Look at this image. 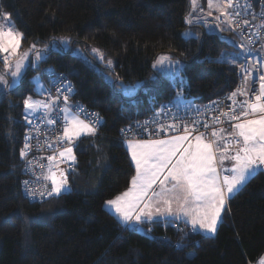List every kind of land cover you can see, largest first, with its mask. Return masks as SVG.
<instances>
[{"label": "trees", "instance_id": "trees-1", "mask_svg": "<svg viewBox=\"0 0 264 264\" xmlns=\"http://www.w3.org/2000/svg\"><path fill=\"white\" fill-rule=\"evenodd\" d=\"M253 4L261 9L264 0ZM0 10L11 13L23 33L22 51L33 43L42 48L53 38H71L63 51H50L38 70L51 67L71 78L76 90L71 101L104 121L95 136L77 141L74 170L67 173L71 190L29 202L20 186V151L22 101L35 95L29 83L34 69L26 70L17 90L0 92V264H249L262 256L264 171L228 201L214 235H184L190 228L169 219L124 227L104 207L128 188L135 172L124 141L117 138L119 129L156 114L176 95L152 62L161 53L181 60L184 98L195 105L216 99L234 90L239 70V61L214 62L222 51L236 52L223 39L227 31L202 22L186 24L190 0H0ZM184 29L198 32L199 39L182 37ZM76 48L82 52L76 54ZM92 48L113 61L111 69L94 61ZM105 73L125 85L154 75L158 79L150 91L140 90L129 100Z\"/></svg>", "mask_w": 264, "mask_h": 264}, {"label": "snow or ice", "instance_id": "snow-or-ice-1", "mask_svg": "<svg viewBox=\"0 0 264 264\" xmlns=\"http://www.w3.org/2000/svg\"><path fill=\"white\" fill-rule=\"evenodd\" d=\"M198 0H190V10L185 17L186 24H192L193 18L202 19L197 13ZM207 15L212 16L211 9L215 8L218 15L216 27L221 32L232 31L234 35L238 29L251 24L250 20L242 19V13L237 8L238 0H207ZM250 7V5H249ZM12 14L0 10V56L3 67L0 68V92L7 93L17 90L26 75L28 68L39 69L40 64L47 59L50 51L61 52L70 46V37L53 38L42 48L36 44L29 45L22 51L23 33L17 30L11 20ZM256 17L253 16V20ZM261 23L253 28V35L264 39V13L260 16ZM186 39H199V33L187 29L181 33ZM226 43L229 41H225ZM234 43V42H233ZM258 43L252 36L247 37L246 44L241 42V51L230 53L222 51L214 62L228 65L239 63L240 85L229 94L232 101L231 108L220 115L226 117L231 124L232 131L225 132L223 128L213 129L211 138L205 133L197 131L200 120H194L191 125H184L182 135L170 136L167 139H147L125 141L131 160L135 165V174L131 177L129 188L106 200L105 206L114 210L118 218L130 228H135L145 222H152L154 217H171L177 221L184 218V223L190 226L189 232L215 234L218 223L222 219V212L229 200L241 192L244 187L261 171H264V74L260 69L264 63L253 62L254 56L261 54L256 51ZM34 55H31L33 54ZM77 53L80 50L77 49ZM94 61L104 63L111 69L113 61L106 59L100 49L92 48ZM87 63V57H84ZM158 74L165 76L176 89V95L167 104H162L155 114H167L169 105L184 108L188 112H201V107L194 103L184 104L185 84L183 71L185 65L179 59H173L168 54L157 56L152 65ZM247 72V76L242 73ZM47 77L48 86L43 77ZM114 89L122 96L132 100L138 91H150V83L158 79L154 75L145 81L125 85L119 77H107ZM29 83L31 91L36 96L47 94L44 99H35L33 95L26 96L23 101L24 119L29 124L39 119V124L51 127L57 123L63 124L62 134L56 138V143H67L64 147L46 159L49 162L45 181H51L50 190L39 192L30 187V181L25 180V192L28 197L59 196L70 191L68 176L60 164L70 161L69 170H74L76 163L74 148L82 136H95L99 126L103 124V117L99 113L88 112L84 106L70 102L75 94V87L63 74H58L54 68H47L37 72ZM258 83V87H257ZM56 95H52V89ZM243 96V100H237ZM62 98V99H61ZM211 101L210 104H217ZM238 114H234L237 113ZM81 116L84 118L82 119ZM220 123V117L213 118ZM176 123L157 124L156 131L167 132L178 130L180 116L176 115ZM39 124L35 130H39ZM139 125V122H137ZM204 128L209 127L204 123ZM130 127L122 128V134L129 132ZM144 131H148L147 127ZM30 133L25 135V144L20 151L21 158H26L31 151L29 143ZM51 148L52 144L48 143ZM226 162L230 166H226ZM32 161H28L26 169L32 170ZM55 167V170L53 168ZM40 177H37L39 179ZM151 232V229L148 230ZM177 246H182V240ZM258 264H264L262 255Z\"/></svg>", "mask_w": 264, "mask_h": 264}, {"label": "built area", "instance_id": "built-area-1", "mask_svg": "<svg viewBox=\"0 0 264 264\" xmlns=\"http://www.w3.org/2000/svg\"><path fill=\"white\" fill-rule=\"evenodd\" d=\"M250 5V7H249ZM238 10H240L244 15H242V19H248L250 20L251 24L249 26H244L241 29L237 30V33H243V37L239 34L234 35L232 31H227V34L223 37V39L229 41V43L232 45V47L235 49L236 52L241 51L239 48V45L241 42H244L246 44L247 42V37L252 36L254 40H257L258 43L255 45H247L248 47H255L256 51L259 52L261 55L260 56H254L253 57V62H261L264 63V51L261 48V43L263 39L260 37H256L253 35V28L255 25L260 24V16L262 13H264V6L261 9L256 10L254 8L253 0H238L237 4ZM199 13V12H197ZM202 16V19L196 20L193 18V21L195 22H202L205 24L209 29L211 30H218L219 28L216 27L217 21L215 17L213 16H208L205 12L199 13ZM253 16L256 17L255 20H253ZM234 42V43H233ZM58 74H63L61 72H57ZM239 73V70H238ZM237 73V82L234 90H236L240 85V75ZM260 74H264V68L260 69ZM75 87L74 81L63 74ZM243 76H247V72L242 73ZM46 84L48 86L47 82V77H46ZM258 87V83H257ZM234 90L229 91L220 97L206 101L202 104H199L197 106L201 107V112L197 114L196 112H188L184 108H180L179 112L177 111V108L169 105L168 107L170 108V111L167 112V114H160L159 116L155 114H151L150 116L146 117L145 120L140 121L139 125L137 123L134 124H128L122 128L130 127V131L122 134L121 129H119V132L117 134V138L126 141L127 139H138V138H147V139H153V138H160V137H167V136H172V135H178V134H183L184 132V125L188 124L191 125L194 120H200L201 123L197 128L198 132L205 133L206 138H211V132L213 129H219L223 128L224 130H230L231 124L233 123L232 121H229L226 117L221 116L220 114L222 112L228 111L231 106H232V101L228 99V96L230 93H232ZM47 94L44 95L43 99L45 98ZM52 95H56L55 89H52ZM62 99V98H61ZM237 100H243V96H237ZM71 100V97H70ZM211 101H218L217 104H210ZM168 102V101H167ZM165 102L164 104H167ZM76 104H80L78 102H74ZM88 112H92L87 110ZM234 114H238L234 113ZM176 115L180 116V127L178 130H169L167 132H157V124H172L176 123ZM220 117V123H216L214 121V117ZM25 135L30 133V140L29 143L31 145V151L27 155L26 158H20V166L22 169V177L20 179V186H21V191L23 197L29 201V202H42L43 200L47 199L48 197H40L36 196L33 198H30L27 196L25 192V185L22 183L25 180L30 181V187L36 189L37 192H39L42 189L47 188V190H50L51 186L49 181H45L43 179V176L45 175V169L47 168L49 162L46 159L48 156H51L55 153H58V151L64 147L69 146L67 143H56V138L62 134V127L63 124L57 123L55 126H45L43 124H39V119L34 120L33 124H29L27 121H25ZM204 123H208L209 127L207 129L204 128ZM39 124V130H35L36 125ZM147 127L148 131H144V128ZM25 135H24V140H23V147L25 144ZM48 143L52 144V147L49 148L46 145ZM77 144V142H76ZM22 147V148H23ZM75 149V148H74ZM28 161H32V170L26 169V164ZM69 163L65 162L59 165L60 168L65 169L66 174L69 173ZM73 166V165H72ZM37 177H40L37 179ZM249 264H258V260L249 263Z\"/></svg>", "mask_w": 264, "mask_h": 264}, {"label": "rangeland", "instance_id": "rangeland-1", "mask_svg": "<svg viewBox=\"0 0 264 264\" xmlns=\"http://www.w3.org/2000/svg\"><path fill=\"white\" fill-rule=\"evenodd\" d=\"M200 8H202L203 10H204V12L207 14L208 13V11H210V9L208 8V3H207V0H198V2H197V8H196V11H199V9ZM211 11H212V16L213 17H215L218 13H217V11L215 10V8H213V9H211ZM0 22H2V20H0ZM185 30H187V29H184L183 30V32L185 31ZM182 32V33H183ZM67 48V47H66ZM77 49L78 48H76L74 51H75V53L76 54H80V53H77ZM80 50V49H79ZM80 52H82L81 50H80ZM161 54H167V53H161ZM161 54H159V55H161ZM31 55H34V53L33 54H31ZM158 55V56H159ZM83 57H85L84 55H83ZM157 58V57H156ZM156 58H155V60H156ZM174 59V58H173ZM88 60V59H87ZM154 60V61H155ZM88 61H90V60H88ZM154 61L152 62V65H153V63H154ZM90 64V63H89ZM103 65H104V63H102ZM90 65H94L93 63H91ZM153 68V67H152ZM156 70V69H155ZM37 72H39V70L38 69H34V72L31 74V77H30V80L34 77V76H36L37 75ZM109 76V74L108 73H105V78L107 79V77ZM165 77V76H164ZM108 80V79H107ZM109 81V80H108ZM45 95V94H44ZM44 95H42V96H36V95H33L34 96V98L35 99H43V97H44ZM29 96V95H28ZM82 119H83V117H81ZM69 164H71V162L70 161H67ZM48 168V167H47ZM47 168L45 169V174H46V171H47ZM109 200V199H108ZM122 222V221H121ZM123 223V222H122ZM219 224V223H218ZM124 227L126 226V225H123ZM139 229V228H138ZM204 234H207V235H213V234H210V233H204ZM191 253H189V255H190Z\"/></svg>", "mask_w": 264, "mask_h": 264}, {"label": "crops", "instance_id": "crops-1", "mask_svg": "<svg viewBox=\"0 0 264 264\" xmlns=\"http://www.w3.org/2000/svg\"><path fill=\"white\" fill-rule=\"evenodd\" d=\"M197 12H199V11H197ZM203 12H204V10H203ZM262 50L264 51V41L262 42ZM43 81H44V84H45V80H44V78H43ZM46 85V84H45ZM70 102L71 103H74L73 101H71L70 100ZM188 103H190V101H188V100H186L185 98H184V104H188ZM232 131V129H228V130H225V132L227 133V132H231ZM178 135H182V134H178ZM86 136V135H85ZM172 136H175V135H172ZM168 137H170V136H167V137H160V138H155V139H167ZM134 140V139H133ZM144 140V139H143ZM147 140V139H146ZM124 145H125V147H126V149H127V145H126V143H125V141H124ZM127 151H128V149H127ZM128 154H129V157H130V160H131V156H130V153L128 152ZM131 162H132V160H131ZM132 164H133V166H134V169H135V165H134V163L132 162ZM49 165V164H48ZM226 166H230V165H228V163L226 162ZM48 167V166H47ZM53 170H55V167L53 168ZM46 173H47V171H46ZM134 174H135V172H134ZM49 183H50V186H51V181L49 180ZM129 186H130V184H129ZM129 186H128V188H129ZM127 188V189H128ZM126 189V190H127ZM125 190V191H126ZM104 207L108 210V211H110L112 214H114L115 216H116V218L119 220V222L122 224V225H125L124 223H122L121 222V220L118 218V216L115 214V212H114V210L113 209H111L110 207H108V206H105V202H104ZM224 212V211H223ZM223 212H222V214H223ZM155 219H169V220H172V221H174V222H183L184 223V218L183 217H181V219L179 220V221H177V220H175V219H173V218H171V217H154L153 218V220H155ZM145 223H148V222H145ZM143 224V223H142ZM141 224V225H142ZM185 224V223H184ZM141 225H139L138 227H135V228H140L141 227ZM186 225V224H185ZM188 226V225H187ZM189 228H190V226H188ZM262 255H264V253L262 254ZM259 260V259H258Z\"/></svg>", "mask_w": 264, "mask_h": 264}]
</instances>
